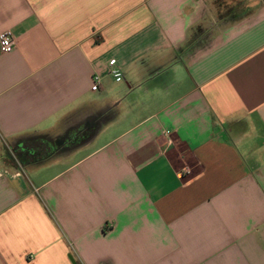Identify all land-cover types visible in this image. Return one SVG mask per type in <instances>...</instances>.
Masks as SVG:
<instances>
[{"label":"crops","instance_id":"1","mask_svg":"<svg viewBox=\"0 0 264 264\" xmlns=\"http://www.w3.org/2000/svg\"><path fill=\"white\" fill-rule=\"evenodd\" d=\"M5 31L0 264H264V0H0Z\"/></svg>","mask_w":264,"mask_h":264},{"label":"flooded vegetation","instance_id":"2","mask_svg":"<svg viewBox=\"0 0 264 264\" xmlns=\"http://www.w3.org/2000/svg\"><path fill=\"white\" fill-rule=\"evenodd\" d=\"M96 126V124H92L91 126H89V128H86L84 130H92L94 127ZM86 131H84L83 133L79 132L77 134H75L72 137H64L62 138L61 142H56L54 144H50V147H55V148H65L67 145H70L73 141L75 140H79V139H83L87 136V134H85ZM18 149H19V156H24L28 159L30 157H37L38 155L42 154V151L37 148L34 147L32 145L30 146H25L24 144H19L17 145Z\"/></svg>","mask_w":264,"mask_h":264},{"label":"rangeland","instance_id":"3","mask_svg":"<svg viewBox=\"0 0 264 264\" xmlns=\"http://www.w3.org/2000/svg\"><path fill=\"white\" fill-rule=\"evenodd\" d=\"M221 15H218V19H225L224 18V14L225 12L220 13ZM211 29H214V27H212V25H210ZM211 29L208 30H204L203 32H201V34H199V36H201V41L197 42V44H203L206 41V34L210 33ZM82 140H75L71 145H69V147L75 146L77 144H79ZM38 144H42V145H46L45 142L40 141L38 142ZM47 146V145H46ZM45 146V147H46ZM53 149H55V147H53ZM48 152H44V154H46ZM3 154V161H7V164L9 165V167L12 168H16L17 167V163L16 160L20 159V161H22L23 163H26V161H29L28 159L23 158L22 156H19V149L16 145H13L9 150H6L5 152L2 153ZM2 156V155H1Z\"/></svg>","mask_w":264,"mask_h":264},{"label":"built area","instance_id":"4","mask_svg":"<svg viewBox=\"0 0 264 264\" xmlns=\"http://www.w3.org/2000/svg\"><path fill=\"white\" fill-rule=\"evenodd\" d=\"M14 46H15V38L11 31H5L0 34V52L2 54L10 53L14 49ZM114 63H115L114 61H110L109 64L110 66H113ZM110 74L116 79H120L122 77V74L118 70H112L110 71ZM95 80L96 83L99 82L97 79Z\"/></svg>","mask_w":264,"mask_h":264},{"label":"trees","instance_id":"5","mask_svg":"<svg viewBox=\"0 0 264 264\" xmlns=\"http://www.w3.org/2000/svg\"><path fill=\"white\" fill-rule=\"evenodd\" d=\"M40 141H42V140H40V139H33V140L29 141L27 144H24L25 146H30V145H32V146H34V147L39 148V149L42 151V154H41V155H38V156L35 157V158L31 157V159L28 158L29 161L26 162V163H40V162H42V161L48 159V157H49V155H50L51 153L49 152V154H48V153L44 154L45 149L47 148V147H45V146L47 145V143L45 142L46 145L38 144V142H40ZM43 142H44V141H43ZM50 148L52 149L51 152L54 151L53 147H50ZM22 157H23V156H22ZM25 159H27V158H25ZM20 160H21V158L17 160L18 163H23V162L20 161Z\"/></svg>","mask_w":264,"mask_h":264},{"label":"water","instance_id":"6","mask_svg":"<svg viewBox=\"0 0 264 264\" xmlns=\"http://www.w3.org/2000/svg\"><path fill=\"white\" fill-rule=\"evenodd\" d=\"M93 120H95V118H89V119L87 120V122H86L87 124H85V127H86V128H89V126L92 125L91 122H92ZM98 128H99V124H97V125L95 126V129H96V130H98ZM58 142H61V140L58 141Z\"/></svg>","mask_w":264,"mask_h":264}]
</instances>
